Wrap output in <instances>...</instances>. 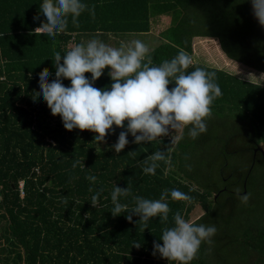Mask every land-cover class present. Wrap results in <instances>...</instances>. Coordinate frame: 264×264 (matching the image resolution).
I'll list each match as a JSON object with an SVG mask.
<instances>
[{"label":"trees","instance_id":"trees-1","mask_svg":"<svg viewBox=\"0 0 264 264\" xmlns=\"http://www.w3.org/2000/svg\"><path fill=\"white\" fill-rule=\"evenodd\" d=\"M42 2L0 0V264H168L153 255L154 242L162 244L175 213L188 221L196 205L203 214L193 223L217 231L191 264H264V159L254 155L264 145V85L193 61L188 72H214L222 93L204 121L207 130L193 139L186 128L174 144L166 136L137 145L129 134L119 154L112 146L125 129L113 126L98 144L94 133L66 131L62 118L36 95L44 68L49 80L55 77L54 53L65 55L83 37L109 44L111 36H150L156 40L149 49L154 65L180 49L192 56L195 39H215L227 59L264 75V33L249 0H81L94 6V17L85 10L75 25L69 17L55 38L34 34L46 22ZM164 17L174 22L154 36ZM85 76L91 80L90 73ZM70 83L63 80L66 87ZM111 83L103 74L94 87L110 89ZM168 148L155 175L144 174L143 161ZM115 186L130 189L119 198L129 211L135 197L158 200L164 190L178 189L192 202L169 195L168 222L154 217L142 230L139 216L132 214L130 223L128 213L112 215Z\"/></svg>","mask_w":264,"mask_h":264},{"label":"clouds","instance_id":"clouds-1","mask_svg":"<svg viewBox=\"0 0 264 264\" xmlns=\"http://www.w3.org/2000/svg\"><path fill=\"white\" fill-rule=\"evenodd\" d=\"M251 4L254 18L264 27V0H251ZM85 10H89L94 17V6L89 9L81 0H43L39 12L46 22H41L34 29V34L55 38L67 29L69 17L75 25ZM33 19L39 20V14ZM54 64L56 72L53 79L49 80L48 68L39 73L41 92L36 95L43 96L53 117L62 118L66 131L78 129L94 133L93 142L98 144L105 142L109 132L114 131L113 126L125 129L112 146L117 154L128 145L129 134L137 145L169 136L170 131L183 133L186 128L191 138H197L207 130L204 121L212 115L213 101L222 94L215 83L214 72L201 68L188 72L192 58L183 49L172 59L154 65L148 46L139 39L120 47L91 39L87 43L76 44L63 56L55 52ZM106 68L110 69V89H98L94 84ZM86 73L91 74V80L86 78ZM63 80H69L70 86L66 87ZM170 84L174 85L171 90ZM179 138L173 139L171 135L170 144ZM169 151L171 148L148 156L143 161L144 174L155 175L159 167L157 162L165 161ZM128 154L132 155L134 151ZM86 179L92 183L96 181L95 176ZM236 191L239 193V189ZM128 195V187H114L111 193L112 215L128 213L126 219L131 223L132 214H135L140 217L138 223L142 225V230L154 217H159L161 224L168 222L170 208L166 201L169 195L173 201L192 202L190 196L178 189H172L170 193L164 190L158 200L135 197L136 206L129 211L128 205L119 200ZM99 196V192L92 196L93 207H97ZM241 199L247 202L249 196L243 195ZM173 220L174 226L165 227L162 231V244L154 242L153 255L158 254L168 264H191L201 244H210L217 229L215 225L186 221L180 212L175 213ZM134 247L138 249L141 245L135 243Z\"/></svg>","mask_w":264,"mask_h":264},{"label":"rangeland","instance_id":"rangeland-1","mask_svg":"<svg viewBox=\"0 0 264 264\" xmlns=\"http://www.w3.org/2000/svg\"><path fill=\"white\" fill-rule=\"evenodd\" d=\"M161 20V18H160ZM174 22V17H164L162 19V23L159 21V26H155V29H153L152 34L156 36L161 30H163L165 27L171 25ZM155 31V32H154ZM128 37L127 40H125ZM131 38V39H130ZM139 39L143 41L148 48H152L156 42L154 38H151L150 36H128L125 35L123 37H109L107 39V42L112 47H120L121 44H127L131 42L132 40ZM89 41V38L83 37L81 38V43H87ZM119 42V43H118ZM106 43V42H105ZM118 43V44H117ZM108 44V45H109ZM115 45V46H114ZM74 45H71V48ZM192 62L198 61L204 64H207L211 67L222 69L227 72L236 73V75L244 80H249L255 83H260L261 85H264V75L256 73L254 71H249L245 69L243 66L236 64L229 59L222 53V51L219 48L218 42L215 39H195L193 40V53H192ZM110 69H105L104 73L105 75H108ZM175 139V137L179 136V132H171L169 134V137ZM177 139L175 140V142ZM203 214L202 209L199 205H196L193 209V211L190 213L188 217V221L193 222L196 219H198Z\"/></svg>","mask_w":264,"mask_h":264},{"label":"water","instance_id":"water-1","mask_svg":"<svg viewBox=\"0 0 264 264\" xmlns=\"http://www.w3.org/2000/svg\"><path fill=\"white\" fill-rule=\"evenodd\" d=\"M249 2H250V4H251V0H249ZM251 7H252V4H251ZM252 13H253V12H252ZM255 20H256V19H255ZM256 21H257V20H256ZM257 23H258V21H257ZM258 25H259L261 31L264 33V27H262L259 23H258ZM257 152H259V153L262 155L263 159H264V145H263V144L258 145V146L254 149V155H255ZM243 194H245V191L243 192ZM216 197H217V196H215V198H216Z\"/></svg>","mask_w":264,"mask_h":264}]
</instances>
